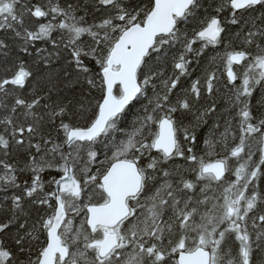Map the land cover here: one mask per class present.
Returning <instances> with one entry per match:
<instances>
[{
    "label": "snow or ice",
    "instance_id": "snow-or-ice-1",
    "mask_svg": "<svg viewBox=\"0 0 264 264\" xmlns=\"http://www.w3.org/2000/svg\"><path fill=\"white\" fill-rule=\"evenodd\" d=\"M0 264H264V0H0Z\"/></svg>",
    "mask_w": 264,
    "mask_h": 264
}]
</instances>
